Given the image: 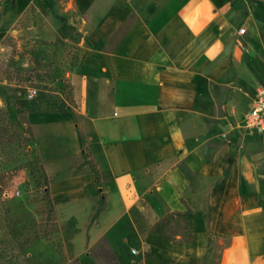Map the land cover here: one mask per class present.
I'll return each mask as SVG.
<instances>
[{
    "label": "crops",
    "instance_id": "1",
    "mask_svg": "<svg viewBox=\"0 0 264 264\" xmlns=\"http://www.w3.org/2000/svg\"><path fill=\"white\" fill-rule=\"evenodd\" d=\"M9 1L21 14L55 0ZM71 1L87 21L70 81L102 184L94 172L58 177L59 211L102 198L116 224L136 210L191 212L196 257L219 241V264H264V138L242 127L264 72L239 32L264 27V0ZM223 98L240 105L230 119L211 111Z\"/></svg>",
    "mask_w": 264,
    "mask_h": 264
},
{
    "label": "rangeland",
    "instance_id": "2",
    "mask_svg": "<svg viewBox=\"0 0 264 264\" xmlns=\"http://www.w3.org/2000/svg\"><path fill=\"white\" fill-rule=\"evenodd\" d=\"M10 3L0 9V264H219L227 243L213 242L196 257L185 220L174 216L161 226L169 238L154 228L170 210L154 216L147 207L150 214L136 210L116 224L101 198L90 210L66 214L55 203L56 216L50 214L54 180L98 167L68 96L87 16L71 0L38 2L21 14ZM247 41L256 44L251 69L264 72V27L247 32ZM245 100L252 106L253 95ZM217 103L211 111L223 119L240 110L231 99ZM63 114L75 119L44 122Z\"/></svg>",
    "mask_w": 264,
    "mask_h": 264
},
{
    "label": "built area",
    "instance_id": "3",
    "mask_svg": "<svg viewBox=\"0 0 264 264\" xmlns=\"http://www.w3.org/2000/svg\"><path fill=\"white\" fill-rule=\"evenodd\" d=\"M239 32L241 35L247 33L244 28H241ZM256 90L253 110L244 118L242 127L252 135L264 136V85L258 86ZM33 93L36 94V91ZM133 253L137 254V251L134 250Z\"/></svg>",
    "mask_w": 264,
    "mask_h": 264
},
{
    "label": "trees",
    "instance_id": "4",
    "mask_svg": "<svg viewBox=\"0 0 264 264\" xmlns=\"http://www.w3.org/2000/svg\"><path fill=\"white\" fill-rule=\"evenodd\" d=\"M79 59H80V57H79ZM79 59H78V61H79ZM13 62H15V59L12 61V63ZM68 96H69V101L71 102V105L73 104V105L76 106L73 86H72V88L70 87V91L68 92ZM13 128H15V127H13ZM7 131H10V130L9 129H6V132ZM0 133H2V132H0ZM31 141H33V140H31ZM33 143H34V141H33ZM38 162H39V165H40V169L44 172L43 165L41 164L40 161H38ZM94 173H96V175H97L96 183L98 185L102 184L101 183V175H100L99 169L95 167ZM47 195H48V199L50 200L49 201V205H48L49 212H50V214L56 216V213H55V202H54V199H52V196L50 195V190L49 189H47ZM174 216H176L177 218H180V219L186 221V223L188 224V226L191 228L188 234L191 235L192 234L191 212H183V213L173 212L172 214H168L167 217L163 218L161 221H159L158 223H156L154 228L158 232H160L162 235H164L165 237H168V234L165 231L166 229H161V226H163V224H168L169 221H171V218L174 217ZM177 224H179L178 227L180 228L181 224L180 223H177Z\"/></svg>",
    "mask_w": 264,
    "mask_h": 264
}]
</instances>
